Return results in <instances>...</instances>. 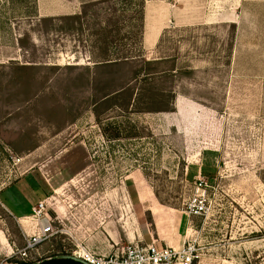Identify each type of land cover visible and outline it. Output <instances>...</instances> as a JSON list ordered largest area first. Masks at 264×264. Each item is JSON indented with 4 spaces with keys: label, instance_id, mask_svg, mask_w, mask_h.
Here are the masks:
<instances>
[{
    "label": "rangeland",
    "instance_id": "1",
    "mask_svg": "<svg viewBox=\"0 0 264 264\" xmlns=\"http://www.w3.org/2000/svg\"><path fill=\"white\" fill-rule=\"evenodd\" d=\"M18 170L99 213L137 171L152 241L264 264V0H0V188Z\"/></svg>",
    "mask_w": 264,
    "mask_h": 264
},
{
    "label": "crops",
    "instance_id": "2",
    "mask_svg": "<svg viewBox=\"0 0 264 264\" xmlns=\"http://www.w3.org/2000/svg\"><path fill=\"white\" fill-rule=\"evenodd\" d=\"M34 148L31 146L30 150ZM11 149L16 150V147L12 146ZM27 153L19 155L20 164L28 166L34 158L33 154ZM18 172V177L11 184L0 188V264H17L18 257L14 252L20 242L22 245V236L39 234L40 226L44 222L35 220L32 208L37 202L47 199L51 202L49 212L55 217V228L61 227L66 233L52 240L50 244L39 247V252L43 251L45 254L44 259L69 253L78 245L96 255H107L117 245L151 243L154 232L161 239L175 232L168 227L169 215L163 208L152 202L153 200L147 201L136 189L140 184L137 171L134 173L135 180H132L135 190L132 195L126 193L123 203H118V207L106 200L101 213L91 205H79L69 209L66 206L67 200L58 201L51 197L57 194L56 191L52 189V195L49 196L50 187L49 189L38 185L27 171ZM60 202L64 204L62 207L58 204ZM58 239L62 243L61 252L53 250ZM64 240L67 242L63 243ZM156 242L162 244L158 240Z\"/></svg>",
    "mask_w": 264,
    "mask_h": 264
},
{
    "label": "built area",
    "instance_id": "3",
    "mask_svg": "<svg viewBox=\"0 0 264 264\" xmlns=\"http://www.w3.org/2000/svg\"><path fill=\"white\" fill-rule=\"evenodd\" d=\"M12 164L20 162V159L10 156ZM203 184L197 188L191 205V214L200 216L204 213L205 203L202 197ZM51 202L39 201L32 208V214L41 224L38 235L22 236V246L15 250L14 255L22 261H29L38 257L39 247L50 243L60 235L66 233L61 227L55 228L54 220L48 215ZM200 249L196 239H185L179 246L167 244L159 245L151 243H129L117 245L107 255H96L83 246H74V249L65 255H70L83 264H195L200 258Z\"/></svg>",
    "mask_w": 264,
    "mask_h": 264
},
{
    "label": "trees",
    "instance_id": "4",
    "mask_svg": "<svg viewBox=\"0 0 264 264\" xmlns=\"http://www.w3.org/2000/svg\"><path fill=\"white\" fill-rule=\"evenodd\" d=\"M39 264H79V263L66 259H51V260L43 261Z\"/></svg>",
    "mask_w": 264,
    "mask_h": 264
},
{
    "label": "water",
    "instance_id": "5",
    "mask_svg": "<svg viewBox=\"0 0 264 264\" xmlns=\"http://www.w3.org/2000/svg\"><path fill=\"white\" fill-rule=\"evenodd\" d=\"M51 259H66V260L74 261V262L79 263V264H83L82 262H80L79 260L75 259L74 257H72L70 255H57V256H54V257L46 258L44 260H41L38 263H33V264H39V263H41L43 261H47V260H51Z\"/></svg>",
    "mask_w": 264,
    "mask_h": 264
},
{
    "label": "bare ground",
    "instance_id": "6",
    "mask_svg": "<svg viewBox=\"0 0 264 264\" xmlns=\"http://www.w3.org/2000/svg\"><path fill=\"white\" fill-rule=\"evenodd\" d=\"M37 221V220H36Z\"/></svg>",
    "mask_w": 264,
    "mask_h": 264
}]
</instances>
